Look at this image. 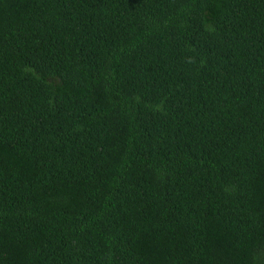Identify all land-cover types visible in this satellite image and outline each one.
I'll use <instances>...</instances> for the list:
<instances>
[{"label": "trees", "instance_id": "obj_1", "mask_svg": "<svg viewBox=\"0 0 264 264\" xmlns=\"http://www.w3.org/2000/svg\"><path fill=\"white\" fill-rule=\"evenodd\" d=\"M0 264H264V0H0Z\"/></svg>", "mask_w": 264, "mask_h": 264}]
</instances>
